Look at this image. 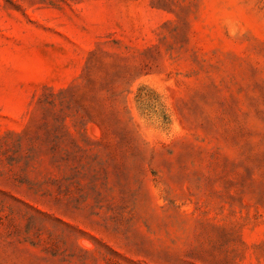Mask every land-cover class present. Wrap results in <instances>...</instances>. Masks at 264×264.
<instances>
[{
  "label": "rangeland",
  "instance_id": "rangeland-1",
  "mask_svg": "<svg viewBox=\"0 0 264 264\" xmlns=\"http://www.w3.org/2000/svg\"><path fill=\"white\" fill-rule=\"evenodd\" d=\"M0 264H264V0H0Z\"/></svg>",
  "mask_w": 264,
  "mask_h": 264
},
{
  "label": "trees",
  "instance_id": "trees-1",
  "mask_svg": "<svg viewBox=\"0 0 264 264\" xmlns=\"http://www.w3.org/2000/svg\"><path fill=\"white\" fill-rule=\"evenodd\" d=\"M94 68L95 65L91 63L88 73L83 75V80H86V82L76 83L60 92L62 95L60 96L59 104L62 107L58 111L55 110L56 97H44L40 100L43 107H51V110L55 113L54 119L57 121L54 128L55 133L61 131L63 136L64 131V136L72 135L65 122L66 117H71L74 125H84L89 121L96 122L103 131L106 119L117 116L121 112V110L114 107L120 101L119 92L108 84L106 75L93 73ZM108 107L112 108L108 109ZM62 114L63 119L61 117ZM81 135L85 140L84 134ZM70 143L78 150L87 151V147L82 146L73 138H71ZM69 157V153L65 157L60 156V159H57L56 162L60 160L68 161Z\"/></svg>",
  "mask_w": 264,
  "mask_h": 264
}]
</instances>
